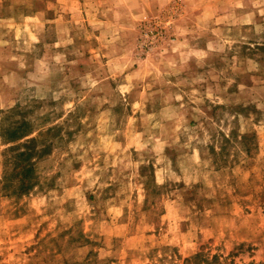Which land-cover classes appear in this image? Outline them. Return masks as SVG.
I'll return each instance as SVG.
<instances>
[{"label": "rangeland", "instance_id": "1", "mask_svg": "<svg viewBox=\"0 0 264 264\" xmlns=\"http://www.w3.org/2000/svg\"><path fill=\"white\" fill-rule=\"evenodd\" d=\"M0 264H264V0H0Z\"/></svg>", "mask_w": 264, "mask_h": 264}, {"label": "trees", "instance_id": "2", "mask_svg": "<svg viewBox=\"0 0 264 264\" xmlns=\"http://www.w3.org/2000/svg\"><path fill=\"white\" fill-rule=\"evenodd\" d=\"M24 174H27V172H24ZM17 176L21 180V190L29 189L30 187L26 183L27 180L25 179V175H23V173H18Z\"/></svg>", "mask_w": 264, "mask_h": 264}]
</instances>
